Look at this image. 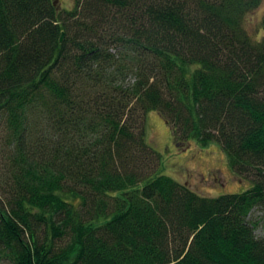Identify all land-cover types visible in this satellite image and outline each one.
<instances>
[{"label": "trees", "instance_id": "1", "mask_svg": "<svg viewBox=\"0 0 264 264\" xmlns=\"http://www.w3.org/2000/svg\"><path fill=\"white\" fill-rule=\"evenodd\" d=\"M71 1L0 0V251L12 264H264L250 218L264 215V34L244 26L262 0ZM151 110L178 149L218 142L249 188L211 197L161 173Z\"/></svg>", "mask_w": 264, "mask_h": 264}, {"label": "rangeland", "instance_id": "2", "mask_svg": "<svg viewBox=\"0 0 264 264\" xmlns=\"http://www.w3.org/2000/svg\"><path fill=\"white\" fill-rule=\"evenodd\" d=\"M54 2L63 8H69L72 4L71 0H54ZM263 14L264 0L257 9L247 14L245 18L244 26L253 39L259 40L264 34L260 27ZM128 79L132 82V78ZM137 123V132H140L143 124L142 116L139 117ZM144 128L146 142L161 157V164L157 169L176 181L186 184L200 195L217 197L221 194L242 192L251 185L250 177H241L233 171L218 142H213L207 147H200L197 143L192 142L183 150L178 149L169 125L156 111L152 110L145 115ZM0 140L5 147L4 159L0 162L2 168L3 162L10 152V145L1 125ZM1 172L3 171L1 170ZM3 194L0 189V198L2 199ZM250 218H259L260 223L256 227L255 233L258 237L264 238V215L261 208H254ZM0 264H12L2 251H0Z\"/></svg>", "mask_w": 264, "mask_h": 264}]
</instances>
